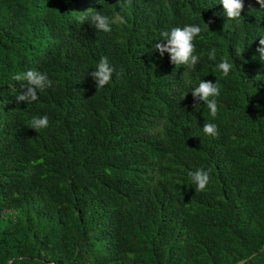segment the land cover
<instances>
[{
    "label": "trees",
    "instance_id": "obj_1",
    "mask_svg": "<svg viewBox=\"0 0 264 264\" xmlns=\"http://www.w3.org/2000/svg\"><path fill=\"white\" fill-rule=\"evenodd\" d=\"M219 2L0 0V264H264V8L232 21ZM89 9L110 32L80 22ZM185 25L202 29L195 68L154 52ZM102 57L115 72L96 91ZM29 70L53 86L17 104ZM202 80L219 82L215 119L193 106Z\"/></svg>",
    "mask_w": 264,
    "mask_h": 264
},
{
    "label": "clouds",
    "instance_id": "obj_2",
    "mask_svg": "<svg viewBox=\"0 0 264 264\" xmlns=\"http://www.w3.org/2000/svg\"><path fill=\"white\" fill-rule=\"evenodd\" d=\"M220 4L223 5V11L226 13L228 20H238L241 17L242 10L244 9V0H220ZM255 3L260 5V8H264V0H255ZM249 7H252L251 2ZM89 9L79 17L80 22L83 24L88 21L98 31L110 32L111 24L115 21L110 19L106 15H102L101 11H92ZM92 12L89 17L87 13ZM202 29L198 25H185L184 27H173L170 31L161 33L162 39L154 44V49L159 52L160 56L163 57L165 53L170 56V62L174 65L184 66L185 68H195L200 57L195 55V44L194 39L201 33ZM259 53V59L264 62V37L259 39V47L257 48ZM209 60L216 59L215 49L208 53ZM216 68L222 71L223 75L227 77L232 68V65L226 58L222 59ZM115 68L108 62L107 57H102L99 63L95 66V69L88 73L95 82L96 91L104 88L108 85L111 80ZM119 77L120 73H116ZM13 80L20 82L19 94L15 96L17 104L24 102L26 104L36 101L38 92H44L47 88L53 86V82L49 79L46 72H40L35 70H29L23 74H16L13 76ZM220 85L216 81L202 80L198 87H195L192 91V97L195 101L194 107L200 105L202 101L209 110L210 116L215 119L218 114V101L217 97L220 95ZM49 125L48 117H33L29 123V128L34 129L37 133L42 129L47 128ZM203 133L208 136H216L218 134L217 125L214 123H204L202 127ZM191 184L195 187V192H203L210 183L211 173L205 169H197L188 173ZM43 264V262H38Z\"/></svg>",
    "mask_w": 264,
    "mask_h": 264
},
{
    "label": "rangeland",
    "instance_id": "obj_3",
    "mask_svg": "<svg viewBox=\"0 0 264 264\" xmlns=\"http://www.w3.org/2000/svg\"><path fill=\"white\" fill-rule=\"evenodd\" d=\"M1 215L3 216V217H7V216H11L12 215V213L11 212H9V211H2L1 212Z\"/></svg>",
    "mask_w": 264,
    "mask_h": 264
}]
</instances>
